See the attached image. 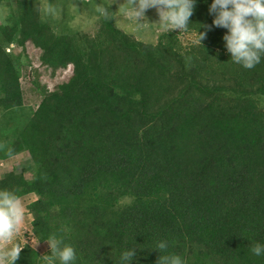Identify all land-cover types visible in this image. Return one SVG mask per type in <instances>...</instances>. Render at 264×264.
I'll return each instance as SVG.
<instances>
[{
  "label": "trees",
  "instance_id": "obj_1",
  "mask_svg": "<svg viewBox=\"0 0 264 264\" xmlns=\"http://www.w3.org/2000/svg\"><path fill=\"white\" fill-rule=\"evenodd\" d=\"M57 2L69 8L50 0L44 17L39 1L17 0L0 24V119L24 103L10 46L31 40L52 70L73 66L54 91L36 82L41 101L0 141V160L27 152L35 166L31 180L0 171V189L37 196L35 236L62 238L77 264H120L129 246L132 264H156L159 240L187 264H264L250 251L264 243V59L251 69L231 60L227 30L205 27L211 0H197L181 31L205 38L186 45L175 30L137 40L101 11L95 33L73 30L53 18ZM22 247L15 264H44Z\"/></svg>",
  "mask_w": 264,
  "mask_h": 264
},
{
  "label": "clouds",
  "instance_id": "obj_2",
  "mask_svg": "<svg viewBox=\"0 0 264 264\" xmlns=\"http://www.w3.org/2000/svg\"><path fill=\"white\" fill-rule=\"evenodd\" d=\"M196 2L197 0H131V8L127 14L138 21L137 18L143 17L145 10L155 8L162 29H179L181 32L188 29ZM99 11L106 13L103 8ZM208 12L213 19L205 27L208 30L213 27L227 30L222 40L233 62L251 69L264 59V0H211ZM205 36L206 32L198 31L197 39L200 43ZM24 218L25 209L20 197L12 190L0 189V264H15L19 258L23 247L14 242V237L20 232ZM47 241L50 244V254L42 256L44 264H77V253L71 244L54 234ZM168 247L167 240H159L152 247L161 253L156 264H187L181 255L167 252ZM136 248L129 246L122 249L120 264H132ZM250 251L256 257H264V243L257 241L252 244Z\"/></svg>",
  "mask_w": 264,
  "mask_h": 264
},
{
  "label": "rangeland",
  "instance_id": "obj_3",
  "mask_svg": "<svg viewBox=\"0 0 264 264\" xmlns=\"http://www.w3.org/2000/svg\"><path fill=\"white\" fill-rule=\"evenodd\" d=\"M41 4L44 17L50 16V0H37ZM69 4V8H63L61 5L54 12L53 18L59 22L67 23L73 30H78L86 34H93L98 28L99 15L97 11L100 8L106 9V14L113 17L116 26L122 31L132 35L137 40L146 43H157L160 34L171 31L160 27L159 14L155 8L145 10L143 17H138V21L129 17L127 14L131 8V0H96L95 4L86 5L82 0H64ZM17 0H0V24L8 18L9 14L16 9ZM68 10L62 13L60 11ZM179 33L181 43L186 45L196 41L195 34H185L179 29L173 31ZM13 54L19 55L22 64L21 85L24 92L23 106L12 116L6 115L0 119V141L5 146L12 141L15 134L14 123L10 121H24L33 114L38 103L41 101V91L36 87V82L40 83L42 88L48 91L56 90L61 84L67 82L73 74V66L68 65L56 71L44 65L41 61L42 51L29 40L23 47L17 45L10 46ZM35 166L32 158L27 152H21L15 156L0 160V171L2 174L15 170L22 172L25 177L31 180L34 176ZM21 203L25 209V218L20 232L14 237V242L20 246L29 244L39 251L43 256L50 251L48 241L40 242L34 234L32 228L33 216L29 210V204L37 199L35 194L24 196ZM131 197H123L119 204L124 205L131 201Z\"/></svg>",
  "mask_w": 264,
  "mask_h": 264
}]
</instances>
